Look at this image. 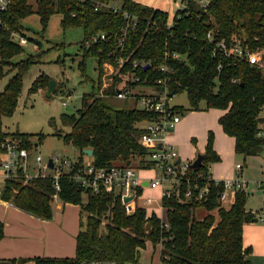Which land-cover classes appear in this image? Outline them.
Wrapping results in <instances>:
<instances>
[{
  "label": "trees",
  "instance_id": "obj_1",
  "mask_svg": "<svg viewBox=\"0 0 264 264\" xmlns=\"http://www.w3.org/2000/svg\"><path fill=\"white\" fill-rule=\"evenodd\" d=\"M178 1L182 7L174 9L171 23L166 25L169 18L166 12L133 0H32L31 3L10 0L0 10V78L10 73L0 90V142L10 137L30 146L31 135L5 133L1 128V119L10 116L16 105L22 76L35 61L27 55L11 62L22 51L18 41L23 36L19 20L35 14L42 31L48 18L57 14L61 31L81 30L76 68L82 79H88L85 59L94 58L95 79L90 81L89 90L80 95L78 108L74 113H60L58 128L52 119L48 121L51 135L76 149L78 160L85 156L82 150L89 149L91 154L87 158L96 167L140 165L139 158L145 155V150L136 140L138 124L151 120L153 115L136 108L134 100L124 99L119 105L111 103L121 79L124 85L133 87L128 82L131 73L140 78L145 76L144 84L148 85L168 76V94L184 93L186 99V108L173 106L176 114L208 109L223 111L217 122L222 132L233 138L235 155L245 159L263 152L264 138L257 136L260 128L257 118L264 105V74L245 62H230L213 55L212 49L216 40L263 46L264 0H206L203 8L195 0ZM122 13L129 19L125 20ZM15 34L19 36L17 41L13 39ZM99 34L106 39L99 40ZM121 34L123 38L118 46ZM172 54L177 57H170ZM118 56L126 59L125 62L110 74L109 85L101 89V63L108 62L115 70ZM132 61L139 65L132 67ZM161 65L170 72H160ZM48 80L43 73L37 74L27 94L45 89ZM55 91L54 87L52 93ZM35 137L39 144L43 135ZM203 155L202 165L193 169L200 176L206 173L209 163L219 160L212 150L211 133ZM58 185L56 200L79 207L74 255L71 258L35 257L33 264H77L87 260L137 264V249L145 241L152 247L158 246L161 264H250L247 257L250 250L242 245V225L254 216L244 208V190L232 192L228 207L219 205L220 184H210L205 198L184 202L161 199V219H158L153 212L146 214L142 207L124 214L114 193L99 190L92 194L87 189L81 190L64 175L59 176ZM1 188L0 198L15 208L40 219L51 217L50 178H31L23 185L7 181ZM197 208L205 213L196 216ZM15 262L9 260V264Z\"/></svg>",
  "mask_w": 264,
  "mask_h": 264
},
{
  "label": "built area",
  "instance_id": "obj_2",
  "mask_svg": "<svg viewBox=\"0 0 264 264\" xmlns=\"http://www.w3.org/2000/svg\"><path fill=\"white\" fill-rule=\"evenodd\" d=\"M202 8L206 0H195ZM10 0H0V10L5 9ZM180 1L176 2L175 9L181 8ZM174 15V14H173ZM125 20L129 19L126 13H122ZM167 19V24H170ZM123 34L117 39V45L120 46ZM208 37L210 35L208 34ZM99 40H105L103 34L98 35ZM94 40V39H92ZM91 40V41H92ZM20 43L23 39L19 38ZM212 41V40H211ZM213 55H219L226 61L245 62L256 67L264 74V45L251 47L248 44L226 43L224 40L213 42ZM176 58V54L170 55ZM126 59L118 56L115 59L116 69L113 70L108 62L101 63L102 74L100 77V88H106L110 83V74L118 71ZM132 67L139 64L131 62ZM221 69V65L217 66ZM162 73L170 72L164 65L158 67ZM168 76L157 78L152 84H144L146 77L140 78L138 75L131 73L128 82L134 84L133 87L124 85L123 79L114 90L112 97L118 100H134L136 108L149 112L153 118L148 121H141L138 124V133L136 140L140 147L145 150V155L139 158L140 165L122 166L110 165L106 167H96L89 160L83 161L69 159L52 154L46 160L41 159L34 144L24 146L15 138L6 137L0 142V194L1 187L7 181H19L25 184L28 180L35 177H48L51 179L53 192L51 199L56 200V193L59 189V176H66L72 182H75L81 190H88L92 194L102 190L114 193L119 200V204L124 214H131L135 207H142L136 203V198L142 194L143 188L149 190L150 194L156 192L154 201H157L156 209L150 208L151 198L144 197L143 203L145 213L155 211L160 218L161 199L174 198L177 201L197 200L207 197L209 185H221V192L218 195L220 206L224 207V202L235 190H244L247 182L242 178V164L234 165V175L225 179H216L207 170L203 176L194 173L189 168L187 161L179 159L172 147L165 142V135L172 129L178 121V114L173 112V106L170 103L171 96L168 94L166 81ZM234 81V80H233ZM72 91L67 92L65 98H69ZM63 104V102L61 103ZM258 117H263V122L259 123L260 128L257 133L258 137L264 138V105L260 107ZM264 152V150H263ZM264 154V153H263ZM264 156V155H263ZM50 161V166L47 165ZM48 171V173H46ZM145 172V175H140ZM264 189V182L259 184ZM129 197L127 200L123 198ZM256 220L264 226V212H252ZM165 226V225H164ZM77 264H115L108 260H87L79 261ZM159 264H161L159 262Z\"/></svg>",
  "mask_w": 264,
  "mask_h": 264
},
{
  "label": "rangeland",
  "instance_id": "obj_3",
  "mask_svg": "<svg viewBox=\"0 0 264 264\" xmlns=\"http://www.w3.org/2000/svg\"><path fill=\"white\" fill-rule=\"evenodd\" d=\"M28 2L31 3L32 0H28ZM176 2L177 0H170L167 10L168 17L174 13ZM58 19L59 15H51L42 31H40L35 14H30L19 20L24 41L21 43L22 51L13 56L11 62L23 59L27 55L33 56L35 61L22 76L21 89L13 112L10 116L1 119L3 132L31 135L29 143L36 146L42 161L52 154L69 159H76L78 156L76 149L70 145L62 144L60 139L51 135L52 128L48 125V121L52 119L56 128H58V115L60 113H74L78 108L80 95L89 90L90 81L95 79L93 57H87L84 62L87 80L82 79L76 68V63L80 59V50L78 49V41L82 37L80 28H67L61 31ZM18 37L16 34L13 35V39L16 41ZM39 73H43L55 83L56 91L51 93L49 97L43 95L42 91L45 89L27 94L31 81ZM9 76L10 73H7L0 78V90ZM70 91H72L71 96L65 98L67 92ZM62 102L63 104H61ZM111 103L119 105L121 100L112 98ZM170 103L174 106L186 108L184 93L172 95ZM216 114L215 110L184 111L182 114H178L179 127L176 126L172 132L166 134L169 143H171L172 149L177 154L179 152L178 146H193L196 149L200 146L203 147L208 134L211 133L213 135L212 143L224 149L225 157L221 162L223 163V171H226V173L222 179H225L227 175L229 176L227 174L229 171L231 175L236 163L242 164V178L247 182V188L245 189L248 198L246 202L247 209H252V212H264V200L260 196L264 195V189L259 186L261 182H264V152L245 159L232 152L228 153L225 148L229 149V137L223 135L217 126ZM61 130L66 131L67 128L61 127ZM36 134L43 135L39 144L36 142ZM82 158L83 161L88 160L87 156H82ZM16 182L23 185L19 181ZM143 189L142 194L136 198V203L144 207L143 198L150 197L152 199L150 208H148V211H150L153 205L157 206V201H154L156 198L153 194H150L148 189ZM81 200H84V195H81ZM230 202L231 195L224 202V207H228ZM194 212L196 216H202L205 213L201 208L195 209ZM155 213L158 215L157 212ZM212 213L215 214V211H212ZM255 223L260 224L261 222L255 221ZM157 247H152L145 241L143 247L137 249V264H159ZM249 259L251 264L257 263L256 257L251 255V252L249 253Z\"/></svg>",
  "mask_w": 264,
  "mask_h": 264
},
{
  "label": "crops",
  "instance_id": "obj_4",
  "mask_svg": "<svg viewBox=\"0 0 264 264\" xmlns=\"http://www.w3.org/2000/svg\"><path fill=\"white\" fill-rule=\"evenodd\" d=\"M134 2L144 5L153 9L161 10L167 13L170 0H133ZM178 1V0H177ZM55 86V83H54ZM54 90V89H53ZM42 91V90H41ZM44 92V91H42ZM53 92V91H52ZM51 92V93H52ZM50 93V94H51ZM215 120L220 131L217 119L222 115L223 111L217 109ZM179 120L174 124L172 129L168 132H172L174 128L179 127ZM223 133V132H222ZM223 135L227 136L223 133ZM165 135V142L171 146L170 141ZM229 137V136H227ZM208 138V137H207ZM213 141V135H212ZM207 139L205 143L199 148L193 146L179 147L177 156L179 159L191 162L194 156L199 153L203 154L205 150ZM229 149L225 148L228 153L234 154V140L229 137ZM213 152L219 157L217 162L209 163L207 168L213 178L222 179L226 171H223V163L221 160L225 157L224 149L217 144L212 143ZM249 157V156H248ZM77 158V157H76ZM83 159L82 156L80 157ZM243 167V166H242ZM140 175H145V172H140ZM229 176L234 175V168ZM242 174V170H241ZM226 177V178H227ZM247 188V187H246ZM245 188V189H246ZM244 189V192H245ZM261 193L262 190H260ZM156 195V192H152ZM246 193V192H245ZM264 200V195H260ZM244 208L248 210L246 206ZM154 210L156 206L153 205ZM156 212V211H155ZM255 212V211H254ZM254 218L242 225V245L248 247L251 255L256 257V264H264V226L263 224L255 223ZM79 219V207L78 205L71 203H61L60 201L53 200L51 206V217L47 220L34 217L28 213H25L8 201L0 198V224H1V237H0V261L9 264V260H15L17 262L13 264H33L32 259L35 257L46 258H71L74 255V236L78 228ZM157 247V246H156ZM158 256H159V248ZM249 259V254L247 255ZM19 260V261H18ZM250 260V259H249ZM251 264V260H250Z\"/></svg>",
  "mask_w": 264,
  "mask_h": 264
},
{
  "label": "water",
  "instance_id": "obj_5",
  "mask_svg": "<svg viewBox=\"0 0 264 264\" xmlns=\"http://www.w3.org/2000/svg\"><path fill=\"white\" fill-rule=\"evenodd\" d=\"M53 89H54V82L52 80H48L47 85H46V88H45V90L43 92V95L45 97H48L50 95V93L53 91ZM257 122L258 123H262L263 122V117H258L257 118ZM82 153L85 156H87V157H89L90 154H91V152H90L89 149H83L82 150ZM203 157H204L203 154L197 153L194 156V158L191 160V162L189 163V168H191V169L199 168L202 165ZM47 165L48 166L51 165L49 160H47ZM127 199H129V197L123 198L124 201L127 200ZM0 264H6V262L0 261Z\"/></svg>",
  "mask_w": 264,
  "mask_h": 264
}]
</instances>
